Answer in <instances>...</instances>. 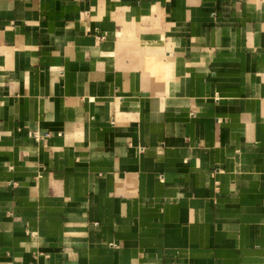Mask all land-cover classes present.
I'll return each instance as SVG.
<instances>
[{
    "label": "crops",
    "instance_id": "0c3cea01",
    "mask_svg": "<svg viewBox=\"0 0 264 264\" xmlns=\"http://www.w3.org/2000/svg\"><path fill=\"white\" fill-rule=\"evenodd\" d=\"M0 264H264V0H0Z\"/></svg>",
    "mask_w": 264,
    "mask_h": 264
},
{
    "label": "built area",
    "instance_id": "2783aa9c",
    "mask_svg": "<svg viewBox=\"0 0 264 264\" xmlns=\"http://www.w3.org/2000/svg\"><path fill=\"white\" fill-rule=\"evenodd\" d=\"M36 138H39V135L38 134H36Z\"/></svg>",
    "mask_w": 264,
    "mask_h": 264
}]
</instances>
